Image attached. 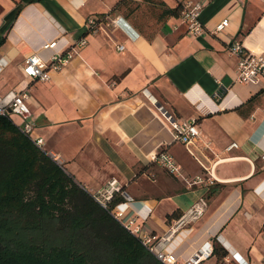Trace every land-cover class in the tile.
<instances>
[{"label": "crops", "instance_id": "obj_1", "mask_svg": "<svg viewBox=\"0 0 264 264\" xmlns=\"http://www.w3.org/2000/svg\"><path fill=\"white\" fill-rule=\"evenodd\" d=\"M120 1L0 0V94L27 90L43 149L85 190L122 195L126 214L142 232L169 236L176 256L206 242L212 251L199 264H264V81H236L228 50L238 40L264 53V0H199L198 34L166 12L182 0ZM103 15L87 31L86 19ZM82 36L48 80L24 75L27 56L48 59ZM49 40L56 45L42 47ZM163 110L195 119L197 142L175 140ZM162 150L177 172L154 160ZM195 204L201 214L176 227Z\"/></svg>", "mask_w": 264, "mask_h": 264}, {"label": "trees", "instance_id": "obj_2", "mask_svg": "<svg viewBox=\"0 0 264 264\" xmlns=\"http://www.w3.org/2000/svg\"><path fill=\"white\" fill-rule=\"evenodd\" d=\"M122 200L102 206L0 115V264H164L111 214Z\"/></svg>", "mask_w": 264, "mask_h": 264}, {"label": "built area", "instance_id": "obj_3", "mask_svg": "<svg viewBox=\"0 0 264 264\" xmlns=\"http://www.w3.org/2000/svg\"><path fill=\"white\" fill-rule=\"evenodd\" d=\"M179 5V17L185 24L187 31L192 34L200 33L203 30V27L199 15L203 7V2L199 0H182ZM109 20L110 23L117 25L122 18L120 16H115ZM105 21H108V19L104 15L89 16L85 22L87 31H97L100 24ZM225 24L226 19H223L215 25L214 29L220 30ZM85 43L86 39L82 36L65 49L54 50L48 59H43L37 55L27 56L24 59L22 71L24 75L32 79L46 81L50 78V69H61L76 52L75 48L82 46ZM55 45L56 40H49L44 42L42 47L53 48ZM228 50L236 56V81L246 84H260L264 81V53L252 52L245 48V46L238 40L231 42L228 46ZM27 96L28 92L25 89L19 91L8 90L5 93L0 94V115L12 118L18 126V129L23 134L29 136L36 146L43 149V139L31 135L34 129V122L30 118L29 108L26 104ZM163 114L172 127L175 140L184 145L197 142L200 137V132L195 119L179 121L166 110H163ZM14 116H17L19 120L16 121ZM209 142L210 141H205L204 143L207 146ZM236 145V142H231L228 145V148ZM45 151L59 165L61 164L60 157L55 152L50 150ZM154 160L171 172H177L179 169V165L174 162L173 157L164 150L159 151L154 156ZM113 192L114 189H111L110 192L106 191L103 195V200L96 194H93V197L105 207L107 202L111 199ZM127 198L129 197L127 196ZM123 203L126 202H118L110 209L113 217L130 232L138 235L141 238L142 244L151 250L164 264H199L201 259L207 257L211 253V246L209 243L205 242L192 256L181 259L176 256L172 250L166 248V242L169 239V236L156 237L149 233L142 232L139 225L135 223V216L126 214V206H124ZM201 212V205H193L186 210V213H183L175 220V226L178 227L184 225L188 219L199 216Z\"/></svg>", "mask_w": 264, "mask_h": 264}, {"label": "rangeland", "instance_id": "obj_4", "mask_svg": "<svg viewBox=\"0 0 264 264\" xmlns=\"http://www.w3.org/2000/svg\"><path fill=\"white\" fill-rule=\"evenodd\" d=\"M89 192V191H88ZM92 196H93V194H95V193H91V192H89ZM32 194V190H28V191H26V196H29V195H31ZM97 196H99V194H97ZM100 197V199H102L103 200V196H99ZM95 199V198H94ZM96 200V199H95ZM99 202V201H98ZM68 206V205H67ZM106 206H107V204H106ZM109 207V206H108ZM114 207V206H113ZM127 229V228H126Z\"/></svg>", "mask_w": 264, "mask_h": 264}]
</instances>
